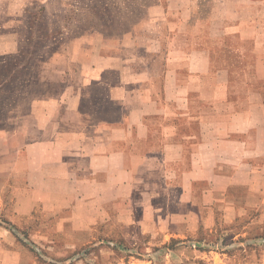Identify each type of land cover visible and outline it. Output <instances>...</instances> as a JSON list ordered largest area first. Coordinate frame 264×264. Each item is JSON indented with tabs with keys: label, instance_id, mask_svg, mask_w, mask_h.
<instances>
[{
	"label": "crops",
	"instance_id": "1",
	"mask_svg": "<svg viewBox=\"0 0 264 264\" xmlns=\"http://www.w3.org/2000/svg\"><path fill=\"white\" fill-rule=\"evenodd\" d=\"M68 2L0 0V264H167L100 245L201 222L264 236L261 7H159L106 30Z\"/></svg>",
	"mask_w": 264,
	"mask_h": 264
},
{
	"label": "rangeland",
	"instance_id": "2",
	"mask_svg": "<svg viewBox=\"0 0 264 264\" xmlns=\"http://www.w3.org/2000/svg\"><path fill=\"white\" fill-rule=\"evenodd\" d=\"M71 20L79 24L89 25L91 28L124 30L133 23L146 19L159 7L186 9L200 4L204 8L237 7L242 4L253 6L257 12L261 7L264 13V0H68ZM205 209V212H208ZM212 211V210H211ZM207 214H203V218ZM172 224V223H171ZM175 224V223H174ZM194 222L187 223L192 229ZM176 230L177 227L175 226ZM174 231V230H173ZM240 228L234 224L214 221L199 223L198 227L181 236H168L163 243L157 244L153 232L146 241L138 240L131 247L124 242L114 243L105 241L101 243L115 249H149V255L154 262L163 261L167 264H199L208 263L206 254H193L192 251L225 249H264V236H245ZM203 264V263H202Z\"/></svg>",
	"mask_w": 264,
	"mask_h": 264
}]
</instances>
